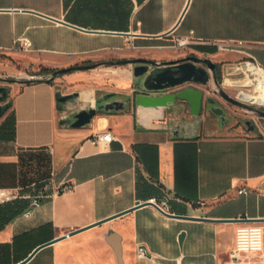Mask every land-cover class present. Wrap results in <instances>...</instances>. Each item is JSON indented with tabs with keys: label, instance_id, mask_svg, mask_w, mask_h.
I'll list each match as a JSON object with an SVG mask.
<instances>
[{
	"label": "crops",
	"instance_id": "crops-1",
	"mask_svg": "<svg viewBox=\"0 0 264 264\" xmlns=\"http://www.w3.org/2000/svg\"><path fill=\"white\" fill-rule=\"evenodd\" d=\"M176 37L221 65L247 58L264 70V0H0L7 56L24 51L61 65L143 54L170 60L187 54L167 49ZM21 38L29 49H20ZM57 87L16 86L0 121L11 114L14 123L13 137L0 139V188L21 195L0 205V264H17L47 242L22 264H224L236 227L264 225V121L245 133L212 123L177 136L175 109L129 103L71 128L59 123L70 111L57 108ZM79 97L94 101L91 90ZM103 130L114 135L108 149L91 141ZM151 198L170 215L135 207ZM238 218L246 220H227ZM138 246L149 255L138 258Z\"/></svg>",
	"mask_w": 264,
	"mask_h": 264
},
{
	"label": "water",
	"instance_id": "water-1",
	"mask_svg": "<svg viewBox=\"0 0 264 264\" xmlns=\"http://www.w3.org/2000/svg\"><path fill=\"white\" fill-rule=\"evenodd\" d=\"M133 65V75L135 77H142V86L144 92L137 93L134 97L124 96L122 99L116 98V93H107L94 99L93 103L76 108V103L79 99L80 93L70 92L62 93L59 89L56 90L55 99L56 106L59 110L70 111L68 114L60 118L59 123L71 128H81L89 125L93 117L101 111L108 113L125 109L129 103H134L136 106L147 108H167L175 109L174 116L179 117V122L172 125V130L178 136L179 129H185V136H190L195 133L196 128L200 127L203 122L201 116L204 112L212 113L214 124L217 129H222L229 123L226 112L216 100L211 96H205L204 90L197 85H207L210 80L214 82L218 95L227 103L247 110H254L253 106L246 102L231 96L220 85L216 78V62L208 57H201L195 54H188L176 59L170 60H155L145 57L124 58L117 60H103L92 63H81L69 65L67 67L57 68L47 78L36 79H16L0 77V83H21L50 81L58 75L76 71L89 70L98 66H115V65ZM186 86V87H185ZM172 88L171 91L162 94H152ZM8 94L6 86H0V117L5 113L9 107L11 100L5 104H1ZM258 113L264 115V110H257ZM184 111L187 112L186 118H183ZM248 130H251L250 128ZM143 204H151L161 212L170 215L165 210L161 209L156 203L152 201L136 202L135 207ZM120 214V213H119ZM116 214V215H119ZM177 216V215H176ZM180 217V216H178ZM182 217V216H181ZM206 219V218H202ZM227 220H246V219H227ZM256 220V219H249ZM97 222L96 224H99ZM78 230L69 232L73 234ZM68 235L64 234L55 240L62 239ZM184 232L178 236L179 241L182 240ZM53 240V241H55ZM52 242V241H51ZM49 243V242H47ZM47 243L37 246L24 260L17 264L26 262L39 248Z\"/></svg>",
	"mask_w": 264,
	"mask_h": 264
},
{
	"label": "rangeland",
	"instance_id": "rangeland-1",
	"mask_svg": "<svg viewBox=\"0 0 264 264\" xmlns=\"http://www.w3.org/2000/svg\"><path fill=\"white\" fill-rule=\"evenodd\" d=\"M179 37L167 41L168 50L171 53L179 54L182 51H186V55L195 54L190 53L188 42L186 44L180 45L178 42ZM222 50V49H220ZM218 51V50H217ZM225 51L226 50H222ZM214 54V53H213ZM199 56L198 54H195ZM201 57H208L210 59H217L218 55L214 57L208 56L207 54H202ZM141 57H145V55H138ZM122 58H135L130 55H125ZM247 58H240L237 60H229L221 65V77L219 79V83L222 88L231 96L236 97L240 100L241 95L239 94L242 90H245V87L239 86L238 83L246 80V74L240 69L241 62H250ZM96 62V60H89L85 63ZM69 65H61V64H52L45 61H36L28 54V52L18 51L12 55H4L0 54V77L4 78H16L20 80L24 79H36V78H47L51 75V73L57 68L67 67ZM234 67L237 69L234 70ZM133 65H115V66H98L89 70H76L68 73H64L56 76L52 80L58 85V89L62 93H70V92H83L86 90H91L94 95V99L97 97H101L107 93H116V98L122 99L124 96L134 97L136 91H143L142 79L140 77H135L133 75ZM48 70H53L49 72ZM21 83H0V86H6L8 88V94L4 101L1 104L7 103L12 96L14 88ZM201 89L204 90L205 96H211L214 99L218 100L222 105H229L228 109L235 111L241 115L242 118L251 119L254 118L259 125L261 123L259 121H263L262 119H258L255 114H252L250 110L240 108L238 106H234L232 104L227 103L224 99H222L217 91L214 82L210 80L207 85H197ZM130 87L135 89V91H131ZM167 90L171 91L172 88H168ZM215 95H214V94ZM247 104L254 106L256 108L264 107L262 104L251 103L245 100H242ZM88 104L87 101H83L82 99H78L76 103V108L84 106ZM9 108L5 112H7ZM184 114H187L184 111ZM2 116L0 117V121ZM173 123V120H172ZM214 128L217 129L215 124H213ZM242 131H232L233 133L243 132L245 133L247 129L242 127Z\"/></svg>",
	"mask_w": 264,
	"mask_h": 264
},
{
	"label": "built area",
	"instance_id": "built-area-1",
	"mask_svg": "<svg viewBox=\"0 0 264 264\" xmlns=\"http://www.w3.org/2000/svg\"><path fill=\"white\" fill-rule=\"evenodd\" d=\"M178 42L180 45L186 44L187 39L185 37H179ZM18 45L20 49H29L31 43L27 38L18 39ZM219 49L232 50L229 45H218ZM255 67L262 68L256 61H250ZM114 139V135L110 130H103L91 137V141L102 147L108 149L109 143ZM71 185L62 186V190H70ZM18 190L9 188H0V204H4L20 197ZM40 195L34 196L31 200V205H38ZM149 201L154 203V198ZM161 209L165 205V201L162 204L156 203ZM164 210V209H163ZM149 254L144 246H138L136 250V256L138 258H145ZM224 264H264V225L259 224H244L236 227L234 234L233 246L229 253V258Z\"/></svg>",
	"mask_w": 264,
	"mask_h": 264
},
{
	"label": "bare ground",
	"instance_id": "bare-ground-1",
	"mask_svg": "<svg viewBox=\"0 0 264 264\" xmlns=\"http://www.w3.org/2000/svg\"><path fill=\"white\" fill-rule=\"evenodd\" d=\"M240 69L247 77L246 80L238 83L239 86L246 88L239 93L241 99L264 105V70L248 62L240 63Z\"/></svg>",
	"mask_w": 264,
	"mask_h": 264
},
{
	"label": "flooded vegetation",
	"instance_id": "flooded-vegetation-1",
	"mask_svg": "<svg viewBox=\"0 0 264 264\" xmlns=\"http://www.w3.org/2000/svg\"><path fill=\"white\" fill-rule=\"evenodd\" d=\"M216 64L217 65H216V72L215 73H216V78L219 81V79L221 77V64H219V63H216ZM216 102L220 106L223 107L224 111L227 114V117L229 119V123L226 126H231V127L241 126V127H244L245 129H247V131H256L258 129L259 124L257 123V121L254 118H251V119L242 118L239 113H237L235 111H232V110H229L228 109L229 105L224 106L218 100H216ZM253 108H254V110H250V112L252 114H255L258 119H262L264 121V115H261L260 113H258L255 110V109H257V110H264V107L256 108V107L253 106ZM214 118H215V116L212 113H210L208 111L204 112V119L202 121L203 122V125L210 126L212 123H214L213 122ZM263 121H259V122L261 123ZM249 128L251 130H248Z\"/></svg>",
	"mask_w": 264,
	"mask_h": 264
},
{
	"label": "trees",
	"instance_id": "trees-1",
	"mask_svg": "<svg viewBox=\"0 0 264 264\" xmlns=\"http://www.w3.org/2000/svg\"><path fill=\"white\" fill-rule=\"evenodd\" d=\"M49 72L53 71V70H48ZM51 81V80H50ZM11 107V103L9 105V109ZM13 117L11 114H8L4 120L0 123V139H11L13 137ZM12 201L4 203V204H0V205H7L10 204ZM18 202V200H13L12 203L16 204ZM19 207L18 205H15L14 207H12L11 210H9L10 214H14L18 211Z\"/></svg>",
	"mask_w": 264,
	"mask_h": 264
}]
</instances>
